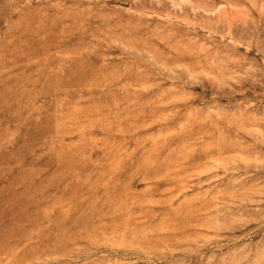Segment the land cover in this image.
Instances as JSON below:
<instances>
[{
    "label": "rangeland",
    "instance_id": "obj_1",
    "mask_svg": "<svg viewBox=\"0 0 264 264\" xmlns=\"http://www.w3.org/2000/svg\"><path fill=\"white\" fill-rule=\"evenodd\" d=\"M0 264H264V0H0Z\"/></svg>",
    "mask_w": 264,
    "mask_h": 264
}]
</instances>
